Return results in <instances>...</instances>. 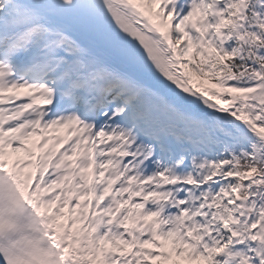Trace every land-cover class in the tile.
Here are the masks:
<instances>
[{
	"label": "snow or ice",
	"instance_id": "1",
	"mask_svg": "<svg viewBox=\"0 0 264 264\" xmlns=\"http://www.w3.org/2000/svg\"><path fill=\"white\" fill-rule=\"evenodd\" d=\"M0 264H264V0H0Z\"/></svg>",
	"mask_w": 264,
	"mask_h": 264
}]
</instances>
